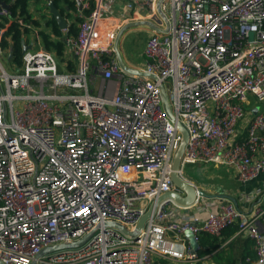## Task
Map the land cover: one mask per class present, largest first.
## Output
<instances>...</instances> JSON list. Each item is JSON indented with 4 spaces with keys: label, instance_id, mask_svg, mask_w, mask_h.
Returning <instances> with one entry per match:
<instances>
[{
    "label": "built area",
    "instance_id": "2783aa9c",
    "mask_svg": "<svg viewBox=\"0 0 264 264\" xmlns=\"http://www.w3.org/2000/svg\"><path fill=\"white\" fill-rule=\"evenodd\" d=\"M74 1L81 23L75 36L68 22L60 29L62 56L19 18L22 45L31 46L21 66L0 48V264H197L184 231L220 237L232 225L253 243L255 259L242 264H264L259 204L245 213L197 197L185 210L169 199L137 239L104 226L132 231L156 198L175 191L181 135L160 85L188 133L180 179L199 189L184 171L207 165L231 168L241 183L264 174V0H163L168 28L158 0ZM138 20L168 30L147 29L142 64L132 66L155 81L124 72L114 55L117 31Z\"/></svg>",
    "mask_w": 264,
    "mask_h": 264
},
{
    "label": "water",
    "instance_id": "95a60500",
    "mask_svg": "<svg viewBox=\"0 0 264 264\" xmlns=\"http://www.w3.org/2000/svg\"><path fill=\"white\" fill-rule=\"evenodd\" d=\"M163 0H158L156 9L157 13L162 17V19L165 21V25L168 28V22L166 21V18L164 17L160 5ZM46 5L48 7V12L56 22L57 26L59 29H65L66 28V21L65 19L59 14L58 10L54 7L53 1L52 0H46ZM0 8L3 9H8V5L0 1ZM136 28H146L154 32H163L166 33L168 30H162L156 25H154L152 22L147 21V20H138V21H131L127 22L124 24L116 33V36L114 38V43H113V49H114V55L118 61V64L120 68L132 75L140 76V77H148L152 80H156L154 76L145 74L143 72H140L136 68H133L129 64H127L121 57L120 51H119V46L121 43V40L124 38V36L127 34L128 31H131ZM31 48L30 45H22V54H24L27 50ZM12 58V53L9 52L7 55V61L10 62ZM160 95H161V100L162 104L164 106L165 112L169 116L172 124L175 126L176 130L180 133L181 135V141L177 147V150L174 154L173 160H172V172H171V181L175 187V191L163 194L156 198V200L151 203L145 210L144 214L139 218L138 222L136 223L134 229L132 231L127 230L125 227L121 226L118 223L114 222H107L104 224L106 229L113 228L119 231L123 235L131 236L134 239H137L138 233L143 229L144 225L150 221L157 210V207L159 206L160 203L163 201H168L171 199L174 201L178 206L185 208V210L192 206L195 202V199L197 197H200L202 199H228L231 200L232 203L236 206V202L229 198L228 196L225 195H212V194H207L201 189H195L194 186L191 184L185 182L184 180L180 179L178 172L180 170V160L184 152L185 145L188 141V133L187 130L184 128V126L172 115L171 110L169 108L166 92L164 90V87L160 85ZM179 192H183L184 196H181ZM140 208L144 209L146 207V201H142L139 204ZM89 235L85 236L78 242L74 243H69V244H60L56 246H51L44 248L41 253L38 255L37 258H40L43 255L57 252V253H62L64 251H69L71 249H75L82 245L87 239ZM184 237L187 240L188 246L192 252H197L198 251V242L196 236L192 233L191 230H186L184 231ZM32 264H35L33 262Z\"/></svg>",
    "mask_w": 264,
    "mask_h": 264
},
{
    "label": "trees",
    "instance_id": "16d2710c",
    "mask_svg": "<svg viewBox=\"0 0 264 264\" xmlns=\"http://www.w3.org/2000/svg\"><path fill=\"white\" fill-rule=\"evenodd\" d=\"M8 5V15L0 16V48L2 51L12 53L10 63L16 66L22 64V37L27 33L16 21L17 18L22 19L23 23L30 24L38 28V35L41 37L44 48L47 51L54 52L57 57L62 56L64 45L59 40L62 33L52 16L48 13L46 0H0ZM54 7L59 14L68 22V35L75 36L78 32V25L81 19L78 18V6L74 0H52ZM31 8L35 10L37 18L31 13ZM90 11H83L85 15ZM11 20V21H10ZM186 170V169H185ZM195 174L197 171L189 169ZM195 176H198L195 174ZM237 231V226L232 225L222 232L225 239L231 238ZM199 258L205 257L214 251L218 246V238L209 234L201 233L197 237ZM220 243V242H219ZM254 260L255 256L247 255L245 259ZM155 264H168L165 260H158Z\"/></svg>",
    "mask_w": 264,
    "mask_h": 264
},
{
    "label": "crops",
    "instance_id": "0c3cea01",
    "mask_svg": "<svg viewBox=\"0 0 264 264\" xmlns=\"http://www.w3.org/2000/svg\"><path fill=\"white\" fill-rule=\"evenodd\" d=\"M30 11L32 13L34 10L32 11L31 8ZM34 18H37L36 13L34 14ZM105 23L113 24L114 22L112 20H108ZM140 31V28H136L128 31L126 35ZM142 61L143 58H141L139 65L142 64ZM210 166L212 167V165L196 166L194 167V170L197 171V174L200 176V174L202 175V173L207 172ZM220 169L223 171V174L222 176H217L220 180V187H217V192L219 195H225L233 199L236 202L237 208L241 211H244L245 213L250 212L251 208L255 204H259L264 208V174H261L255 180L249 181L247 183H241L237 180L236 175L231 168L223 166ZM250 195L254 196V200L252 202L246 200V198ZM213 200L214 199H204L203 203ZM201 216L204 218L205 212L202 213ZM259 229L264 233V216L259 223ZM216 238H218L217 248L211 253L207 254L205 257L201 258L200 262L197 264H242L247 259L246 258L244 260L245 256L249 254L255 256L253 243L244 233L236 232L231 238L228 239H225L222 237V235ZM167 263L180 264L174 261H167Z\"/></svg>",
    "mask_w": 264,
    "mask_h": 264
},
{
    "label": "rangeland",
    "instance_id": "374dc122",
    "mask_svg": "<svg viewBox=\"0 0 264 264\" xmlns=\"http://www.w3.org/2000/svg\"><path fill=\"white\" fill-rule=\"evenodd\" d=\"M33 10L34 9L32 8V11ZM34 11L32 12L33 15L35 14ZM140 29V32H134L129 35H125L119 46L122 59L133 67L139 66L145 41L150 35V32L146 28ZM142 34L146 35L145 39ZM3 65L5 68H7L5 63H3ZM89 89H92V87L90 86ZM220 168L221 167L210 166L207 172L202 173V175L200 174V176L196 172L195 174L198 176H195L193 172L189 171V169L194 170V167H187L184 171V174L189 181L194 183L199 189L203 190L207 194L219 195L217 192V187H220V180L217 176H222L223 174V171H221Z\"/></svg>",
    "mask_w": 264,
    "mask_h": 264
},
{
    "label": "flooded vegetation",
    "instance_id": "af4514ba",
    "mask_svg": "<svg viewBox=\"0 0 264 264\" xmlns=\"http://www.w3.org/2000/svg\"><path fill=\"white\" fill-rule=\"evenodd\" d=\"M145 33V32H144ZM141 35V34H140ZM143 35V37H144V39H145V37H146V35L145 34H142Z\"/></svg>",
    "mask_w": 264,
    "mask_h": 264
}]
</instances>
